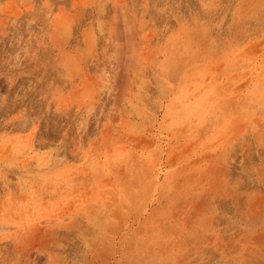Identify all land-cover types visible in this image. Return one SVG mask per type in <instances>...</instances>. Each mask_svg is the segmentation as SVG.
<instances>
[{"label": "rangeland", "instance_id": "rangeland-1", "mask_svg": "<svg viewBox=\"0 0 264 264\" xmlns=\"http://www.w3.org/2000/svg\"><path fill=\"white\" fill-rule=\"evenodd\" d=\"M0 264H264V0H0Z\"/></svg>", "mask_w": 264, "mask_h": 264}]
</instances>
